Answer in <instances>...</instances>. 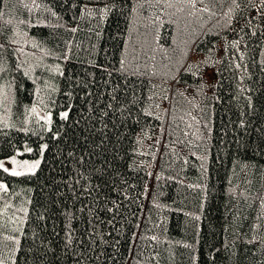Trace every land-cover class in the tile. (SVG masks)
Instances as JSON below:
<instances>
[{
  "label": "trees",
  "instance_id": "16d2710c",
  "mask_svg": "<svg viewBox=\"0 0 264 264\" xmlns=\"http://www.w3.org/2000/svg\"><path fill=\"white\" fill-rule=\"evenodd\" d=\"M0 94V264H264V0H0Z\"/></svg>",
  "mask_w": 264,
  "mask_h": 264
},
{
  "label": "rangeland",
  "instance_id": "374dc122",
  "mask_svg": "<svg viewBox=\"0 0 264 264\" xmlns=\"http://www.w3.org/2000/svg\"><path fill=\"white\" fill-rule=\"evenodd\" d=\"M170 12L171 8H168ZM181 15V18L178 20V28L182 32H187L188 28H190L189 24L193 22V17L186 16L185 14H176L174 10L173 16ZM3 94H0V103L3 101L1 100ZM5 95V93H4ZM9 98L5 99L7 102ZM5 101L2 102V104H6ZM34 112L37 116H40L42 119L48 121L49 120V114L42 110L41 108L37 107L34 108ZM42 161V155L34 157V158H22L20 156H12L7 158H1L0 159V167L6 170L7 172L13 174L17 173L15 175H21V174H27V173H34L39 168ZM0 190H3V187L0 186Z\"/></svg>",
  "mask_w": 264,
  "mask_h": 264
},
{
  "label": "snow or ice",
  "instance_id": "6c2138e0",
  "mask_svg": "<svg viewBox=\"0 0 264 264\" xmlns=\"http://www.w3.org/2000/svg\"><path fill=\"white\" fill-rule=\"evenodd\" d=\"M66 115V114H65ZM14 175L17 174V173H13Z\"/></svg>",
  "mask_w": 264,
  "mask_h": 264
}]
</instances>
